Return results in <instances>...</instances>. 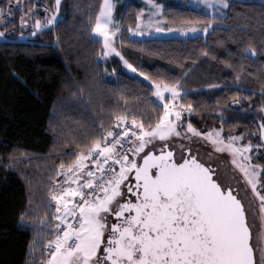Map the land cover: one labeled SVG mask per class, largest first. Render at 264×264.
<instances>
[{"label":"trees","instance_id":"1","mask_svg":"<svg viewBox=\"0 0 264 264\" xmlns=\"http://www.w3.org/2000/svg\"><path fill=\"white\" fill-rule=\"evenodd\" d=\"M0 1L5 7L10 0ZM227 1L225 15L217 16L189 0H167L168 25L212 24L206 35L190 38H131L144 2L120 4L115 47L132 73L120 56L99 60L104 46L92 27L103 0H62L60 18L32 41L17 39L20 16L53 8L55 0H19L25 9L10 25L15 38L0 40V264L47 263L46 245L60 223L50 196L60 165H74L77 154L121 123L118 117L155 127L163 103L153 82L177 86L194 128L242 136L264 169V0ZM260 179L264 184L262 170Z\"/></svg>","mask_w":264,"mask_h":264},{"label":"snow or ice","instance_id":"2","mask_svg":"<svg viewBox=\"0 0 264 264\" xmlns=\"http://www.w3.org/2000/svg\"><path fill=\"white\" fill-rule=\"evenodd\" d=\"M60 2L61 0H56L57 7ZM218 2L224 8L229 7L226 0ZM112 8L111 0H103L92 27V32L102 38L103 46L108 50L103 53L105 57L110 53L120 56L112 47L113 37L116 35L109 28L112 24ZM11 11L9 8L8 12ZM3 15L4 9L0 8V17ZM55 20L56 16L51 17L48 24H53ZM21 26H24L23 19ZM35 27L41 28L39 21ZM211 27L212 24L209 23L208 28L203 31L207 33ZM191 31L197 30L193 28ZM4 36L5 33L0 31V37ZM250 55L255 56L256 52L253 50ZM125 64L133 72L136 71L127 61ZM144 78L148 79L147 76ZM152 86L153 94L160 101L167 99L165 93H170L172 100L180 96L177 86H169L164 82H153ZM172 116L179 121L181 112L174 105L164 103L163 115L151 130L146 131L143 123L137 124L133 120L132 128L140 129L139 134L135 130L131 131V136L139 141L138 145L124 139L129 136L128 129L122 134L111 130L106 135L101 133L99 139L87 146L86 153L76 155L74 165H70L65 172L57 173L65 176L72 173L68 179L78 186L64 188L60 193H50L51 200L57 205L55 212H61V205L64 211L55 216L60 223L55 225V239L46 245L52 249L48 264H255L244 206L231 188H223L213 179V169L198 162L190 152L188 158L181 156L180 161H177L172 151H165L167 145L160 148L158 155L153 152L145 153L141 157L142 163L129 158L128 152L134 157L139 156L155 139L165 141L171 135L179 136L176 124L169 119ZM117 119L122 122L126 117ZM116 126L119 127V124ZM187 128L194 135H201L191 123ZM259 128L264 130V124L259 125ZM215 135L218 137L220 132H215ZM212 136L213 133H207L205 138L210 139ZM242 138L230 137L226 147L234 153H240L244 161H250L251 157L243 155L252 151L250 143L243 149L232 147L233 142ZM126 143L131 146L125 149ZM118 146L124 150L123 154L117 151ZM216 151L224 149L217 147ZM101 157L103 163L100 162ZM93 158L97 170L102 174L105 171L111 173L110 177L100 183L94 184L93 179H88L83 184H78L79 177L76 174L87 168L83 161ZM110 160L112 164L105 169L104 165ZM232 163L236 164V160L233 159ZM116 164L120 165L118 173L113 167ZM64 167V164L60 165L61 169ZM237 167L247 177L253 193L261 202V213H264V195L257 191L260 173L255 169L259 166H255L251 174L245 166ZM133 172L135 183L124 187L135 197V202L128 199L121 203L118 200L124 196L121 185ZM86 175L97 180L103 179L96 177L91 170ZM84 189L90 191L85 193ZM99 192L103 193L102 197ZM67 196H78L79 201L66 200ZM113 204L116 205L115 208L112 207ZM109 216L114 217L117 222L109 225ZM68 217L78 221V226L69 223ZM23 219L22 216L21 220ZM61 225L66 227L61 228ZM260 251L261 261L264 262V249Z\"/></svg>","mask_w":264,"mask_h":264},{"label":"rangeland","instance_id":"3","mask_svg":"<svg viewBox=\"0 0 264 264\" xmlns=\"http://www.w3.org/2000/svg\"><path fill=\"white\" fill-rule=\"evenodd\" d=\"M132 0H111L113 5L112 8V24L109 26L111 32H116V35L113 37L112 47L115 48L116 52H119L116 47V41L121 35V25L119 21V17L117 14V8L120 4H126L127 2ZM144 2V7L142 9L141 14L138 17V23L135 28L129 29V36L134 39H143V38H190L199 35H206L210 28L208 29L207 33L202 28L197 25H190V26H171L168 25L163 16L162 12L167 0L159 1V0H142ZM1 2V1H0ZM62 2V0H61ZM60 2V4H61ZM228 3V1L226 0ZM59 6L56 5V0L54 2V7L49 8L47 6H40L39 10L35 9H27L19 18L20 30L23 32L19 34L17 37L18 40L22 41H32L33 33L37 34L39 31L46 30L52 27L56 21L60 18L59 15ZM189 4L195 8H201L205 12L211 15L217 16H224L226 9L222 6L218 0H189ZM211 5V6H209ZM5 7H0L4 9V15L0 17V31L5 33L4 37H0V40H11L15 38V34L17 33V28H12L10 25L15 21V12L19 10H24L25 6L23 2H17V0L9 1L4 4ZM11 8L12 11L9 13L8 9ZM41 15V16H40ZM56 16V20L53 24L49 25L48 20L51 17ZM24 21V26H21V20ZM39 21L41 24V28L37 29L35 27L36 22ZM195 28L197 31L192 32L191 29ZM118 29V31H117ZM160 29V31H157ZM134 33H142V34H135ZM93 36L102 42V38L96 36L93 33ZM103 43V42H102ZM105 51H108L104 48L103 52L99 56L100 61H106L110 57L114 56L115 53H110L107 57L103 55ZM121 57V54H120ZM123 64L125 67L133 73L131 68H129L125 64V60L123 59ZM127 64H129L127 62ZM133 68V67H132ZM166 99L165 101H160L156 96L155 98L164 103H169L170 105H174L177 111H180L177 107L178 105L175 104V100L171 99L170 93H165ZM184 108V107H183ZM187 112V110L184 108ZM188 114V113H187ZM187 114L182 115L179 121L175 120V117H169L176 124V131L180 133L179 136L171 135L167 140L160 141L159 139L153 140L151 144H148L144 152L140 153L139 156H133L131 159H135L136 161L139 160L140 156L146 153L150 149L160 150L164 145H168L169 148L175 150L177 158H181L183 152L185 150H190L196 157L198 161L202 164L212 166L215 173V180L218 181L221 185L231 188L241 199L247 219L248 224L252 231V246L255 251L256 257V264H264L261 261V251L260 249H264V213H261V202L259 198L253 193L252 187L247 182V177H245L244 173L240 170L237 165H243L248 168L249 173L251 174L254 170L255 166H259V168L255 169L259 171L261 174V167L260 165L254 160V156L251 152L243 153L245 156L251 157L250 161H244L242 155L240 153H234L231 149L227 148L226 145L229 143V138L225 139L222 136V132L220 129H214L210 131L203 132L196 128H193L200 132V136L194 135L192 132L188 131V122L184 119ZM151 130V129H150ZM149 131V130H146ZM215 132H220V135L217 137ZM140 133V129H139ZM207 133H213V136L210 139H206L205 136ZM262 141L264 143V132L262 133ZM147 139V138H146ZM223 141V143H221ZM135 144H139V141H136ZM248 146L245 144L240 143V141H235L232 144L233 148H240L243 149L244 147ZM223 148L224 151H216V148ZM233 159L236 160V164H233ZM84 164L87 165V168L83 169L82 171L78 172L76 175L79 177L78 184H83L90 178L86 175L87 171L91 170L97 174L95 168L93 167L94 164H91L89 160L83 161ZM68 167H65L61 170V172H65ZM259 174V182L257 183V191H259L262 195H264V184L261 182ZM72 173H68L67 176L61 174L58 180L55 183L54 192L60 193L64 188H76L78 185L76 183H72L68 177L72 176ZM125 183V181H124ZM123 185H121V190L123 191ZM222 186V187H223ZM99 195L102 197L103 193L99 192ZM78 197V196H77ZM77 197L67 196L65 197L66 200H76ZM120 200V198H118ZM71 206V205H69ZM115 204H113V208H115ZM63 205H61V212H63ZM110 216L108 217L109 221ZM50 258V257H49ZM49 260V259H48ZM48 264V261L47 263Z\"/></svg>","mask_w":264,"mask_h":264},{"label":"built area","instance_id":"4","mask_svg":"<svg viewBox=\"0 0 264 264\" xmlns=\"http://www.w3.org/2000/svg\"><path fill=\"white\" fill-rule=\"evenodd\" d=\"M175 104L178 105L177 108L180 110V112H181L182 115L187 114V112H186L183 108H181V106L179 105L178 100H175ZM118 124H119V127L115 126L114 129H113L112 131H113L114 133H121V134H122V132H123L125 129H128V130H129V136L126 137V138H124V139H125L126 141L130 140L131 142L135 143L136 140H135V137H132V136H131V131H132V130H135V131L137 132V134H139V129H138V128L133 129V128H132V122L129 121V120L123 121V122L118 123ZM110 139H111V138H110ZM130 146H131L130 144H127V143H126V144H125V149H126L127 147H130ZM117 151H118V152H121V154H123V152H124V150L120 149L119 146L117 147ZM127 154H128V156H129V158L131 159V157H132V153H131V152H128ZM94 159H95V158H93V159H89V162H90L91 164H94V166H93V167L95 168L94 170H96V172H98V174H96V175H97L96 177H103V179H102V180H97V179H94V178H93V183L95 184V183H100V182L106 181V180L110 177L111 173H108L107 171H105V172L102 174L100 171H98L97 168H96V165H95V163H94ZM100 162L103 163V157L100 158ZM109 164H112V161H111V160L109 161L108 164H105V165H104V168L107 169L108 166H109ZM113 167H114V169H115V172L118 173V172H119L120 165L116 164V165H113ZM83 191H84L85 193H87V192H89L90 190H89V189H84ZM98 194H99V193H98ZM76 201H79V197H77ZM67 219H68V222H69V223H73L74 225L78 226V221L73 220L72 217H68ZM64 227H66V226H65V225H61V228H64ZM51 251H52V249H48V253H49V254H50Z\"/></svg>","mask_w":264,"mask_h":264},{"label":"flooded vegetation","instance_id":"5","mask_svg":"<svg viewBox=\"0 0 264 264\" xmlns=\"http://www.w3.org/2000/svg\"><path fill=\"white\" fill-rule=\"evenodd\" d=\"M165 151H172V152L174 153V158H175L177 161H180V158L178 159L177 156H176V152H175V150H172L171 148H169L168 145H167V148L165 149ZM148 152H153V153H155V154H157V155L159 154V150H154V149H150V150H148L146 153H148ZM189 152L191 153V155L195 156L190 150H185V151L183 152V155H182V156L185 157V158H188V156H189ZM144 154H145V153H144ZM144 154H143V155H144ZM143 155L140 156V158H139V160L137 161V163H142L141 157H142ZM208 166H209V165H208ZM209 167H210L211 169H213L212 166H209ZM213 170H214V169H213ZM213 172H215V171H213ZM213 178L216 179V178H215V174H214ZM134 183H135V180H134V172H133V173H130V174H129V178H128V180L125 181L124 185H127V184H134ZM124 185H123L124 196L120 198L119 202L123 203V202H125V201L128 200V199H131L133 202H135V197L132 196L130 193L127 192V189L124 187ZM222 186H223V185H222ZM223 188H228V187L223 186ZM133 214H134V213H133ZM126 215H127V213H126ZM107 222H108L109 225H111V224H113V223H116L117 221L114 219V217L110 216L109 221H107ZM106 235H107V233H106Z\"/></svg>","mask_w":264,"mask_h":264},{"label":"water","instance_id":"6","mask_svg":"<svg viewBox=\"0 0 264 264\" xmlns=\"http://www.w3.org/2000/svg\"><path fill=\"white\" fill-rule=\"evenodd\" d=\"M198 162H200V161H198ZM201 163V162H200ZM205 167H208V168H210L209 166H207V165H205V164H203ZM211 169V168H210ZM214 172L212 173V175L214 176ZM214 179V178H213ZM215 180V179H214ZM217 181V180H216ZM218 182V181H217ZM220 184V183H219ZM233 194L234 195H236L237 196V194L233 191ZM237 199H239V197L237 196ZM239 200H241V199H239ZM241 203H242V201H241ZM243 204V203H242ZM244 206V205H243ZM245 209V208H244ZM245 214H246V211H245ZM246 220H247V223H248V219H247V215H246ZM249 225V224H248ZM249 228H250V226H249ZM250 232H251V241H250V243L252 244V231H251V228H250ZM254 249V248H253ZM253 256H254V262H255V264H256V257H255V251H254V253H253Z\"/></svg>","mask_w":264,"mask_h":264},{"label":"crops","instance_id":"7","mask_svg":"<svg viewBox=\"0 0 264 264\" xmlns=\"http://www.w3.org/2000/svg\"><path fill=\"white\" fill-rule=\"evenodd\" d=\"M64 211V210H63ZM63 213V212H62ZM62 213H60V215L62 214Z\"/></svg>","mask_w":264,"mask_h":264}]
</instances>
